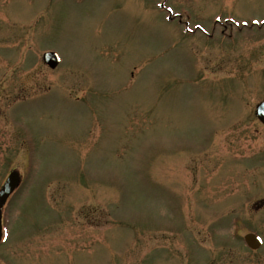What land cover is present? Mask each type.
I'll list each match as a JSON object with an SVG mask.
<instances>
[{
	"label": "rangeland",
	"instance_id": "rangeland-1",
	"mask_svg": "<svg viewBox=\"0 0 264 264\" xmlns=\"http://www.w3.org/2000/svg\"><path fill=\"white\" fill-rule=\"evenodd\" d=\"M263 99L264 0H0V264H264Z\"/></svg>",
	"mask_w": 264,
	"mask_h": 264
},
{
	"label": "water",
	"instance_id": "water-1",
	"mask_svg": "<svg viewBox=\"0 0 264 264\" xmlns=\"http://www.w3.org/2000/svg\"><path fill=\"white\" fill-rule=\"evenodd\" d=\"M43 61L47 63L51 68H53L57 63V57L53 53H47L43 56ZM256 115L258 118L264 123V103L258 105ZM18 184V175L15 172L9 174L7 179L5 180L4 184L0 189V218H1V207L5 203L7 197L11 194L14 188ZM253 236H246L245 241L250 248H257L258 243L253 241Z\"/></svg>",
	"mask_w": 264,
	"mask_h": 264
},
{
	"label": "flooded vegetation",
	"instance_id": "flooded-vegetation-1",
	"mask_svg": "<svg viewBox=\"0 0 264 264\" xmlns=\"http://www.w3.org/2000/svg\"><path fill=\"white\" fill-rule=\"evenodd\" d=\"M210 21V20H209ZM259 207H264V205L263 204H261V205H259ZM253 233H255L256 235H260L259 233H256V232H253ZM261 236V235H260ZM262 237V236H261Z\"/></svg>",
	"mask_w": 264,
	"mask_h": 264
}]
</instances>
